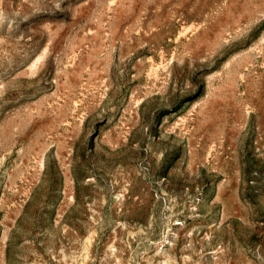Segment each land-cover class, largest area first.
I'll return each instance as SVG.
<instances>
[{"label":"rangeland","instance_id":"374dc122","mask_svg":"<svg viewBox=\"0 0 264 264\" xmlns=\"http://www.w3.org/2000/svg\"><path fill=\"white\" fill-rule=\"evenodd\" d=\"M0 264H264V0H0Z\"/></svg>","mask_w":264,"mask_h":264}]
</instances>
